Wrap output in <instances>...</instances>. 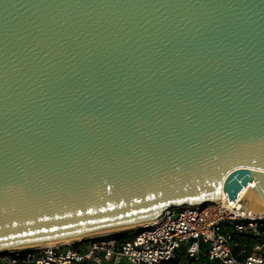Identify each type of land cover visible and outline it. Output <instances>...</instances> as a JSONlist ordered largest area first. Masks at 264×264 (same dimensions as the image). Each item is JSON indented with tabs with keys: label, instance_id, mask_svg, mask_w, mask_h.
I'll list each match as a JSON object with an SVG mask.
<instances>
[{
	"label": "water",
	"instance_id": "water-1",
	"mask_svg": "<svg viewBox=\"0 0 264 264\" xmlns=\"http://www.w3.org/2000/svg\"><path fill=\"white\" fill-rule=\"evenodd\" d=\"M264 200V0H0V249Z\"/></svg>",
	"mask_w": 264,
	"mask_h": 264
},
{
	"label": "built area",
	"instance_id": "built-area-1",
	"mask_svg": "<svg viewBox=\"0 0 264 264\" xmlns=\"http://www.w3.org/2000/svg\"><path fill=\"white\" fill-rule=\"evenodd\" d=\"M227 194V193H226ZM131 229L0 249V264H162L206 255L219 264H264V215L238 198L174 205Z\"/></svg>",
	"mask_w": 264,
	"mask_h": 264
},
{
	"label": "bare ground",
	"instance_id": "bare-ground-1",
	"mask_svg": "<svg viewBox=\"0 0 264 264\" xmlns=\"http://www.w3.org/2000/svg\"><path fill=\"white\" fill-rule=\"evenodd\" d=\"M255 185V182H251L250 184L244 186L242 190L238 193V200L239 201H246L248 206H246L247 209L255 212L256 214L264 215V200H262L260 197H258L255 193H253L251 190H249V186L253 187ZM227 196L226 193H223V196L221 198H225ZM150 222H153V220H144V221H137V222H132L128 224H121L117 226H111L108 228H103V229H97L94 231L90 232H84V233H78L74 235H69L66 237H60L57 238L58 240H75L79 238H84L87 236H91L93 234H98V233H105V232H115V231H122V230H127L136 226H143L146 224H149ZM54 240H46V241H39V242H32V243H24L20 245H16V247L19 248H24V247H31V246H36L40 244H45L48 242H53ZM56 241V239H55Z\"/></svg>",
	"mask_w": 264,
	"mask_h": 264
},
{
	"label": "trees",
	"instance_id": "trees-1",
	"mask_svg": "<svg viewBox=\"0 0 264 264\" xmlns=\"http://www.w3.org/2000/svg\"><path fill=\"white\" fill-rule=\"evenodd\" d=\"M133 232H134L133 230H127V231L121 232V234L126 235V236H130L133 234ZM182 259H185V261L182 262L181 261ZM200 262H202L203 264H219L216 261L209 260L206 255H202L200 260H193V258L183 257V258H180L177 260L163 262L162 264H199Z\"/></svg>",
	"mask_w": 264,
	"mask_h": 264
},
{
	"label": "rangeland",
	"instance_id": "rangeland-1",
	"mask_svg": "<svg viewBox=\"0 0 264 264\" xmlns=\"http://www.w3.org/2000/svg\"><path fill=\"white\" fill-rule=\"evenodd\" d=\"M246 201H247V200H246ZM246 201H244V200H243V204L245 205V207H246V206H248V204H247V202H246ZM133 228H134V227H133ZM130 229H131V228H130ZM181 261H182V262H184V261H185V259H182ZM182 262H181V263H182ZM199 264H203V263H202V262H200Z\"/></svg>",
	"mask_w": 264,
	"mask_h": 264
}]
</instances>
